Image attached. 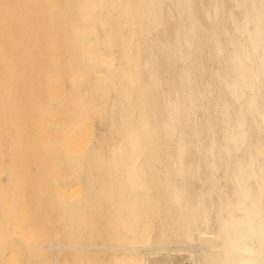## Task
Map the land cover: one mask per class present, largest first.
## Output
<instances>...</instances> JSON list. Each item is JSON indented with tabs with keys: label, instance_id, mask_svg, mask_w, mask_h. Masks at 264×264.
<instances>
[{
	"label": "bare ground",
	"instance_id": "bare-ground-1",
	"mask_svg": "<svg viewBox=\"0 0 264 264\" xmlns=\"http://www.w3.org/2000/svg\"><path fill=\"white\" fill-rule=\"evenodd\" d=\"M165 6H169L167 17ZM235 8H242L240 20L234 17ZM143 19L156 28V34L143 46L147 55L139 57L133 32L143 31ZM224 43L230 49L222 58ZM113 47L115 54L109 51ZM206 56L218 66L203 80L211 72L208 66L209 72L204 70ZM198 80L204 81L202 87L196 86L202 88L199 96L205 100L211 94L207 105L218 111L214 125L219 124L222 137L203 145L202 162L197 155L199 163H193L194 153L191 159L185 155L187 147L197 131L203 130L195 128V123L184 126L191 116V91L201 83ZM30 84L44 86L47 96L54 99L69 88L78 102L81 150L92 136L84 106L93 101L94 94L103 97L102 90L109 87L122 99H105L107 127L116 138L107 147L91 146L84 156L89 166L82 165L91 173L97 170L94 165L104 164L109 176L122 180L113 202L124 207L120 214L123 230L116 241L110 239L112 244H45L54 249L53 264H58L63 247L89 249L93 260H100V253L110 249L107 258L104 252L101 255L111 264H175V255L181 256L183 250L188 257L183 256L186 260L178 264H264V167L255 166L257 156L264 159V0H0V87ZM141 87L146 88L147 107L139 105L142 108L135 112L131 92ZM0 93L12 94L9 90ZM197 98V104L203 101ZM6 101L0 99V118L10 117ZM197 104L200 108L203 103ZM161 136L176 138L173 145L171 140L166 142L169 148L162 147V154ZM241 146L239 154L230 156ZM66 148L61 149L62 156ZM199 168L204 176H199ZM219 171L222 175L217 177ZM91 174H83V203L76 205L75 198L68 199L72 208H94L98 203L94 201L100 199L97 189L101 193L105 186L111 188L110 177L109 182L103 177L109 184L98 188L105 182L99 183V175L98 182L96 174ZM188 177L198 183L190 186ZM6 207L7 213L11 209ZM9 212L0 214L7 215L6 224ZM159 213H163L160 218ZM1 221L0 229L5 224ZM10 227L9 235L20 240L23 230L14 224ZM1 234L0 244H7L4 238L9 235ZM192 242L201 246V254L192 250Z\"/></svg>",
	"mask_w": 264,
	"mask_h": 264
},
{
	"label": "rangeland",
	"instance_id": "rangeland-1",
	"mask_svg": "<svg viewBox=\"0 0 264 264\" xmlns=\"http://www.w3.org/2000/svg\"><path fill=\"white\" fill-rule=\"evenodd\" d=\"M168 7L169 6L164 7V14L166 17L168 14L167 13L169 9ZM241 11H242V8H235L234 17L236 16L235 17L236 20L237 19L240 20L242 18L240 16L242 15ZM141 26L143 27V31L142 30L139 31L135 29L133 32V38L135 40V44L138 47L139 57H143L147 55L143 46L146 42H148L150 37L156 34V28L149 27L148 23H146L145 20L143 22V25ZM117 40L114 42L115 44L113 43L115 47H116ZM115 47L109 50L110 53L114 52L115 54V50H114ZM229 49H230V45L227 44L226 46L224 43L223 50L221 52L222 56L221 55L220 56L224 58V55L225 54L227 55V53L225 52H228ZM114 60L117 61L118 57H117V60L114 57ZM211 61H213L211 56H208V57L206 56L205 59H203V64L204 62L207 64V65L204 64V70L207 69V66H208L211 72H209V69H207L205 72H209V73L204 72L205 74L200 79H203L205 75L207 74L208 75L206 77L208 78L210 75L213 74L214 66L215 68L218 66L217 65L218 63L217 64L212 63ZM209 64L212 66H210ZM206 77L203 80H206L207 79ZM120 78L123 79L122 76H120ZM203 80H198L197 83H199V81H201V83L195 84L194 85L195 88L193 87L194 90L191 91V94H192L191 100L194 95V100H192L193 103L190 101L193 106L192 110L195 109L196 107V105L194 106V104H197L196 98L199 96V94H201V92L200 93H197V92L201 91L202 89V88L201 89L197 88L198 89L197 90L196 86L202 87L204 83ZM142 88L143 87L140 88L141 90L138 89L139 92L136 91L135 89H134L135 93L133 91L131 92V97L133 96L132 99L134 98V95H135V98H134L135 100L133 99L135 102L132 101L131 99L132 101L131 104L135 106L132 110L135 112L137 109L139 110L143 106H144V109L147 107L146 102H145V99H146L145 89L146 88L144 89ZM6 90L11 91L12 94L2 95L0 93V99L7 100L4 104L7 106V109L10 113L9 115L10 117H7L5 115L6 117L2 116L0 118V140L2 141V143L0 144V210L2 209V212L6 213L5 212L6 209H4V207H6L9 204L10 206L8 207L11 210L9 209L7 210L8 212L11 211V213L9 212L11 214V217H9L10 219L8 218L7 220L8 223L6 224L5 223L7 219L6 214H8V212L5 215H0V221L2 219H3L2 220L3 222L5 221L4 222L5 224L0 229V232L2 230V234L1 233L0 234L3 235V232H4L5 236L7 234L9 235V233H11L10 225L14 224V225L19 226L23 230V234H22L23 236L20 240L16 238L13 234L12 236H10L11 234L7 236L8 240L7 238L6 239L4 238L7 244L5 242H4L5 243L4 245L0 244V249L2 248L1 245H3L2 249H4L3 250L4 253L2 252V250H0V254L1 252L3 253L2 255H0L1 256L0 264H5V263L11 264L10 263L11 260L13 262L12 264H53L52 256L54 255V252H53L54 249H52V247L51 248L43 247L45 244L46 245L47 244L49 245V243L52 244V242H54L53 247L57 245L55 244L57 242L62 245H66L67 243L68 244L70 243L84 244L86 242H87L86 244H93L94 241L96 244H101V243L112 244L111 243L112 239L115 240L117 236H119L123 230L120 225V219H121L120 214H122L121 211L124 210V207L122 206L121 208V205L118 206L117 205L118 203L113 202L116 196L115 193L118 190V186L121 185L120 183L122 182L120 181L122 180L119 181V179H116L117 177L112 174L111 170H109V173L111 172L112 176H109L110 174H108V171L105 170L104 164H101V166L100 164L94 165V168L98 170L97 171L93 169L94 172L91 171L93 166L92 168H90L91 166L88 167L89 169H91L90 170L92 173L91 174L89 170L84 167L86 164L84 162V158H85L84 156L86 155V150H89L91 146L97 145L98 147H101V148L107 147L111 142H113V138L114 139L116 138L115 137L116 134L115 133L112 134L113 130L108 128L109 123L107 124L108 117L106 116L107 115L106 107L110 100L117 98V97L118 99H121L120 96H117L118 95L117 90L113 87H109L108 89L102 90L104 91L103 97L98 94H94L93 101L90 104H87L86 106H84V108L82 109L84 114H87L88 116V119H86L87 120L86 124L89 128L92 129V136L87 140L86 145L83 150H81L83 146L81 147L80 144L78 143L81 138L80 126L78 123L79 112L76 110L78 108V102L72 99L71 93L68 87L65 88V94L58 99L48 97L46 94V88L39 84H30L26 86L14 85L13 87H7V88L0 87V92L6 91ZM141 93L143 94L140 95ZM91 94H92V91H91ZM139 95L141 97H139V100H138ZM195 95L196 96L198 95V96L196 97ZM207 95L204 96V98L206 97L205 100H203V97L201 98L200 96L198 98H201V99L197 98V101L203 100L202 102H198L199 104L197 105H200V103L201 104L203 103L204 105L202 104L200 108L199 106H197L195 110L193 111L191 110V112L193 113L190 112L191 116H189V121L187 122V124H185L186 127L184 126V129H186L187 127H194L193 124L195 123V128L203 130V131L200 130L201 134L198 132L199 131L198 130L197 135L195 134V136L192 138L193 140L191 139L192 142L190 143L192 144L194 148H195L194 145L196 144L195 149H198V151L200 152L198 153V151L196 150L197 151L196 152L197 154H196L195 149H193V147L190 146V144L188 146L190 148L188 149L187 147V151H189V152L186 151L188 154L187 153L185 154L187 158H189V156L191 155L189 158L191 159L193 153H194V156L196 157V158L193 157V160H192L193 163L198 162L196 161L197 157L200 156L201 153L203 154V151L201 149H203V147H205L206 145L210 143V139L213 138L211 141L216 140V142H218V141H221L220 138L222 137L219 124L214 125L216 123L215 117H217L218 111L217 109H215L217 112L215 113V110L212 111L211 109H209V108H212V107H208L209 99H211V94L210 96L208 95L209 97H207ZM105 99L108 102H106ZM262 102H264V100H262ZM123 105L124 104H122L121 106L120 104L121 107H125V105L124 106ZM139 105L142 107H140ZM121 109L123 111V108ZM205 118L206 120H208L207 121L208 123L206 122V120H204ZM191 121L192 123H190ZM188 123H190L191 126L188 125ZM201 123L204 126L203 129H202L203 126L201 125ZM210 123H213L212 124L213 126ZM198 124L202 127H199V126L197 127ZM209 124L211 127H213L211 128L212 131L209 128ZM205 129H209V130H205ZM96 134L100 135L99 138L100 139L102 138L101 141L99 138L95 136ZM112 135L113 136L115 135V136L111 137ZM217 136L219 138L218 141H217ZM160 138L158 139V141H160L159 142L160 144L157 142V145L159 144V147L157 145L156 146L160 148L161 154L164 153V151L161 152V149H163L164 147H166L167 149L169 148V146L168 147L166 146L167 143H170L169 140H171L170 145H173L174 144L173 142L176 141L175 136L171 137V139H168V138L166 139L165 137L163 138V136H161ZM200 140L204 142V144H202ZM163 143L165 144V146ZM198 143L200 145H197ZM199 146H201V148H197ZM64 147H67L66 148L67 152L63 154L64 156H62L60 152H61V149H63ZM166 148H164L163 150H166ZM241 148L242 146L240 147L239 151L238 149H236L237 152L235 149H233L230 152V156L239 154L241 151ZM234 150L235 152H233ZM201 158L202 159L198 158L199 162H202L204 157H202L201 155ZM257 164H258V167H264V159L261 158L260 156H257L256 161H255V166H257ZM81 166H83V168ZM86 166H89V165L86 164ZM103 166H104V169H103ZM86 169L88 170L87 172H85ZM201 169L199 168L198 174L199 176L201 175L204 176L205 174L204 175L201 174V172L203 173L204 170L201 171ZM103 170L106 171L105 172L106 175ZM99 171L103 172L101 173L103 174V177L106 179V181H108L107 179H109L108 177H110L109 181L110 182L112 181L111 188L109 187V185L105 186L109 181L108 182L103 181L104 178L101 177V175L99 174L100 173ZM86 173L91 174L93 176H95L93 174L95 173L96 176L94 177V179L97 178L96 181L99 182V179H101L99 183H101L102 181L103 183L105 182L104 184H100V186L98 187L96 185L98 183L94 181V183L96 182L95 184L96 187L103 188L105 186V189L103 188V190H101V193L97 189L99 196L97 195V193L96 195L100 199H98L97 196L95 195V199L97 198L98 200L96 199L94 202L98 201V203H96L98 206L94 203L95 206H97L96 208L94 206L95 209L92 206L87 207V208L85 207L86 210L88 209L89 211L88 213L85 209H83V207L72 208V203H69V200H68V199L75 198L74 203L76 205H80L81 203H83L82 186L85 181L84 178L86 176ZM83 174H85V176ZM98 175L100 178L98 177ZM216 175L218 177L222 175V173H220L219 171ZM188 178H187V182L192 181L193 183L192 184L191 182H189L190 184L189 183L188 184L190 186L191 185L193 186L194 184L196 185L198 183L195 177H192V178L188 177ZM152 181L153 183L151 182V185H154L155 182L154 180ZM219 181H220V184L222 182H223L222 184H224L223 179L221 181V178H219ZM106 187H109L110 191L111 190L112 191L109 192L108 191L109 188H107L108 192L105 191ZM120 188L122 189L123 187H119V189ZM99 202L101 203L100 206H99ZM92 208L94 209L93 211H92ZM90 211L92 212L90 213ZM159 214H160V216H158L159 218L161 217V214L163 216V213H159ZM1 216H3L2 219H1ZM80 216H82V221L84 219L87 220V221L86 220L83 221V224H85L86 226L82 224V221L80 222L81 220ZM13 218H15L14 220H17L18 224L16 221L13 220ZM157 220L158 219L156 218L153 222L154 224L152 223L153 227L155 228L154 229L155 232L158 227ZM85 221L86 223H89V224H86ZM117 227H119L120 232ZM5 229H8V231ZM6 231L8 232L7 234H6ZM111 232L114 233L113 236ZM110 234H111V237H110ZM12 237H15V238H12ZM54 237L56 241L54 240ZM17 241L19 242L17 243ZM5 245H7V247ZM9 245H12L10 246L11 249ZM193 246H194L193 248L195 249L192 248V250L194 252L197 251V254H201V252L203 251V249H201V246L197 245V243H194ZM197 246L199 247L196 248ZM43 249L44 251H42ZM60 250H61L60 252L58 251L59 253L58 254L59 256L58 264H74V263L75 264H98L99 261H102L101 262L102 264L103 262H105L106 260L105 258H107L108 255L111 253L109 252L111 251L110 249L109 250L105 249L106 251L104 250L101 252V253L104 252L103 254L106 255V256L104 255L105 258L103 257V254L101 255L100 253L99 256L101 258L98 257V259L100 258V260H97V259L93 260L92 256L90 255L91 250L89 249L88 251L85 249L73 250V249L63 247V249L61 248ZM184 251L185 250H183V253L181 254V256L180 254H178L179 256L175 255V258H174L175 264H178L179 262L182 263L181 259L183 256L188 257V253H186L188 251H185V252ZM10 252H12L11 255H9ZM68 252L71 254H69ZM4 256H7V258H4ZM80 256L82 257V259ZM72 257H76V259ZM63 259H66L67 261L66 260L64 261ZM72 260L74 261V263ZM185 260L182 259L183 262ZM107 261L108 260H106V262ZM106 264H111V263L108 262Z\"/></svg>",
	"mask_w": 264,
	"mask_h": 264
}]
</instances>
